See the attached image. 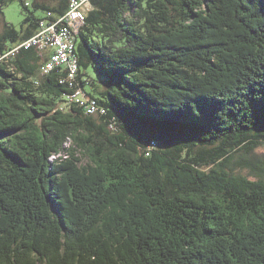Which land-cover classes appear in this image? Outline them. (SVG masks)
I'll use <instances>...</instances> for the list:
<instances>
[{"label": "trees", "instance_id": "obj_1", "mask_svg": "<svg viewBox=\"0 0 264 264\" xmlns=\"http://www.w3.org/2000/svg\"><path fill=\"white\" fill-rule=\"evenodd\" d=\"M19 1L15 29L0 0V264H264V0H90L74 78L42 73L51 48L9 53L71 0Z\"/></svg>", "mask_w": 264, "mask_h": 264}, {"label": "built area", "instance_id": "obj_2", "mask_svg": "<svg viewBox=\"0 0 264 264\" xmlns=\"http://www.w3.org/2000/svg\"><path fill=\"white\" fill-rule=\"evenodd\" d=\"M90 0H71L66 14L59 18L54 24L40 23V30L30 39L15 47L10 54H13L20 48H36L44 50L51 48L53 53L49 60L42 66L43 74H48L54 68L61 64H67L69 68V78H74L77 72L76 58L73 55L74 34L84 23L85 11L90 6ZM65 24V25H64ZM69 102L78 103L84 107L87 114H95L99 109L94 100L87 98L81 90L71 95ZM152 143L148 151L154 148Z\"/></svg>", "mask_w": 264, "mask_h": 264}, {"label": "rangeland", "instance_id": "obj_3", "mask_svg": "<svg viewBox=\"0 0 264 264\" xmlns=\"http://www.w3.org/2000/svg\"><path fill=\"white\" fill-rule=\"evenodd\" d=\"M29 1V0H24ZM33 2V1H32ZM29 10L34 11L37 17H44L46 14L43 11L34 10L32 5L29 6ZM27 12L22 8L19 0H10L8 5L2 9L1 18L5 22L14 26L15 29H19L22 20L27 16ZM0 18V32L2 31L3 22ZM69 144V142L67 143ZM86 159H82L80 165H85Z\"/></svg>", "mask_w": 264, "mask_h": 264}, {"label": "crops", "instance_id": "obj_4", "mask_svg": "<svg viewBox=\"0 0 264 264\" xmlns=\"http://www.w3.org/2000/svg\"><path fill=\"white\" fill-rule=\"evenodd\" d=\"M38 1V0H37ZM40 1H42V0H40ZM45 1V0H44ZM47 2H49L50 3V0H46ZM43 2V1H42Z\"/></svg>", "mask_w": 264, "mask_h": 264}]
</instances>
